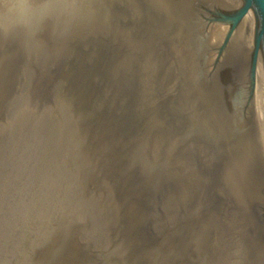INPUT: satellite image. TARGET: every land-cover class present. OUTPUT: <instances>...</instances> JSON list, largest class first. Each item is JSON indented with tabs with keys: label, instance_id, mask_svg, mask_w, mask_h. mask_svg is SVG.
<instances>
[{
	"label": "water",
	"instance_id": "water-1",
	"mask_svg": "<svg viewBox=\"0 0 264 264\" xmlns=\"http://www.w3.org/2000/svg\"><path fill=\"white\" fill-rule=\"evenodd\" d=\"M246 8L264 47V0H0V264H264Z\"/></svg>",
	"mask_w": 264,
	"mask_h": 264
},
{
	"label": "rangeland",
	"instance_id": "rangeland-1",
	"mask_svg": "<svg viewBox=\"0 0 264 264\" xmlns=\"http://www.w3.org/2000/svg\"><path fill=\"white\" fill-rule=\"evenodd\" d=\"M230 2L239 3L240 0H230ZM247 12L246 8L238 20L248 36L249 74L253 78L260 75L264 70V47L260 37L257 40L252 36L245 25L244 17ZM177 78L178 75L170 55L161 44H150L138 68V96L156 102L172 89Z\"/></svg>",
	"mask_w": 264,
	"mask_h": 264
},
{
	"label": "bare ground",
	"instance_id": "bare-ground-1",
	"mask_svg": "<svg viewBox=\"0 0 264 264\" xmlns=\"http://www.w3.org/2000/svg\"><path fill=\"white\" fill-rule=\"evenodd\" d=\"M244 20H245V23H246L245 25L248 28V31H250L252 33V36H254L257 39L259 37V35H258V33H257L256 29H255V26H254V24H253V22H252V20L250 18L249 11L247 13H245ZM248 31H247V33H248ZM257 40H259V39H257ZM263 92H264V78H263V85H262V95H263ZM263 103H264V98H263Z\"/></svg>",
	"mask_w": 264,
	"mask_h": 264
}]
</instances>
